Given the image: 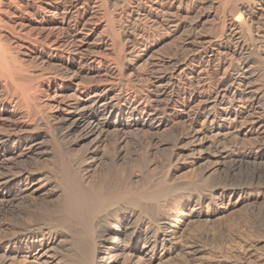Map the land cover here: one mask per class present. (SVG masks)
Segmentation results:
<instances>
[{
    "label": "bare ground",
    "instance_id": "1",
    "mask_svg": "<svg viewBox=\"0 0 264 264\" xmlns=\"http://www.w3.org/2000/svg\"><path fill=\"white\" fill-rule=\"evenodd\" d=\"M249 2L253 6H258L264 0ZM249 2L243 4L250 6ZM243 4H240L241 7L235 5L228 14L232 23L226 25L225 16L218 19V36L204 38L195 44L189 38L185 42L193 49L192 51L205 54L209 62L219 60L220 64L227 63L228 69L223 76L229 80L228 84L227 80L226 82L221 78L215 84L211 83L213 86L208 90H204L203 86L196 89L197 85L202 84L201 75L193 71L188 76L184 73L185 79L182 78L184 67L182 69L180 67L189 58L173 59L167 61L168 68L165 67L156 73L153 89L150 91L153 97H148L143 92L131 98L123 97L117 94L124 87L119 84V91L115 95H110V88L100 86L81 96L78 95L79 97L72 102L63 104L62 117L66 124V133L57 134L48 140L45 138L48 135L32 133L28 128L30 124L27 125L26 122L31 116L29 106L32 100L43 93H40L43 85L41 83L36 85V81L34 82L39 92L32 86L33 83L30 84L31 81L25 79L24 69L27 68L20 67V59L18 60L17 55L7 44H1L0 40V122L12 116L20 118L17 122L11 119L13 122L8 123L10 131H3L4 133L0 131V169L7 168V172H10L11 168L8 166L13 161L23 162L30 157L34 158L35 164L28 171L22 169L15 175L0 174V219L4 218L7 221L5 235L0 240V264H118V254L125 257L126 264H159L180 248L174 245L175 230L183 221L184 215H187L186 218H199L204 212L208 214L213 209L214 216L217 217L228 211L232 213L244 202L264 199V140L256 137L239 140L232 131L235 127V120L232 118L238 116L242 109L258 116L260 124L264 122V92L253 85L255 90L250 88L253 92L247 97L249 99L240 102L239 105L235 101L236 96L227 98L228 92L238 79L250 85L254 78L262 77L264 73V29L259 36L256 32L252 33L253 30L243 17ZM107 14L106 16L110 15ZM62 20L56 24L64 26ZM77 23L71 25V32L76 31ZM257 26L254 30L258 31ZM228 27L231 28L229 46L223 42L224 36L227 39ZM244 33L248 34V40L245 37L247 34L244 36ZM86 37L87 35L83 39ZM76 39L74 41H77ZM246 41L251 43L250 48H247ZM29 74L28 76H31ZM40 77L38 76V79ZM43 79L41 78L42 81L46 80ZM207 79L209 77L205 80ZM116 84L114 86H117ZM33 88L38 91L34 98ZM145 90L149 92L148 88ZM162 101L164 108L169 105L175 107V104L182 102L181 109L176 110V116L186 118L189 122L190 131L187 136L191 141L190 150L187 149L188 146L185 148L190 151L191 164L198 166L197 171L202 169L194 173L193 180L185 183L171 181L172 175L169 172L171 156H168V153V158L166 157L168 168L166 167L165 173L156 179L154 171L148 168L149 151L138 156L142 175L135 176L132 172L134 160L126 157L125 146H119L116 142L109 151L106 149L110 155L105 169L102 168L103 171L99 172L95 167L92 172H87L90 165H87L86 156L89 154L90 158L94 157L96 151L91 149L102 142L108 131L116 136L127 129L151 127L157 121V114L165 110L159 108L162 107ZM41 116L40 111L33 116V131L41 125L45 127L50 125ZM220 116L221 123L217 121ZM200 118H203L202 123H207L205 126L195 124V120ZM72 134H75L74 139L69 138ZM75 149H79L76 150L77 154L69 155ZM228 149L239 151L225 156L232 161L228 170L233 176L239 169L238 176L243 178L245 183L239 182L242 184L206 190L214 179V174L207 175L208 169L204 170L201 166L202 162L210 163L209 159L212 156L206 155V151L214 150L217 153L226 152ZM103 159L99 160V163L104 162ZM37 162H40L39 165ZM226 173L228 174V171ZM249 180L252 183H246ZM187 187H194L197 191L206 190V193L201 192L197 195L189 192ZM254 189L255 192L252 191ZM190 201L195 205L205 203L207 206L204 211L194 213L189 208Z\"/></svg>",
    "mask_w": 264,
    "mask_h": 264
},
{
    "label": "rangeland",
    "instance_id": "2",
    "mask_svg": "<svg viewBox=\"0 0 264 264\" xmlns=\"http://www.w3.org/2000/svg\"><path fill=\"white\" fill-rule=\"evenodd\" d=\"M80 1L82 2L81 4ZM80 1L0 0L1 44H7V46L12 49L17 55L18 60L20 59L21 62H19V65L22 69L27 68L24 69L26 70L25 79L29 82L31 81L30 84L33 83V87L36 88V85H40V83L43 85L40 89L41 92L36 88L40 93L43 92L42 94L38 95V91L35 88L32 89L33 98L37 95L39 97L32 100V104L29 106L31 116L26 122L27 125L30 124L28 128L32 133H40L39 135L41 136L48 135L45 137L46 140L57 134L61 135V133H66V124H64L63 121L64 113L62 112L63 104L72 102L77 97L95 87L101 86L106 89L110 88V95H115L116 92L119 91L118 85L120 84V86L124 87L121 89L122 91L120 90L117 94H121L123 97L131 98L134 97L135 94H142V92L148 97H153L154 95L150 91L153 89L152 86L154 85L156 73L159 71L161 72L165 67L168 68L167 65L169 64H167V61L173 59L189 58L188 61L180 67V69L184 67L182 69L184 70L182 78L185 79V74L188 76V74L193 71H195L197 75H201L203 79L202 84L197 85L196 89L199 86H203L204 90H208L221 78L222 80L224 78V81H226L227 79L223 74L228 69L227 63L220 64L219 60H215L211 63L207 60L205 54L192 51L193 49L185 42L186 39L189 38L190 41L195 44L204 38L214 37L215 35L218 36V19H220L221 16H225L226 25H228L229 22L232 23L228 14H230L233 7L235 5L241 7L240 4H243V2H249V0ZM249 5L250 6L243 4V17L246 18L245 20L249 28L253 30L252 33L256 32L257 36H259L263 33L262 30L264 29V26H262L264 23V20H262L264 19V2L258 6H253L249 2ZM16 6H19L18 9H16ZM104 12L110 15L107 14L108 16H106ZM61 19H63L62 21L64 23L62 27L56 24ZM86 22L88 24L91 23V25L89 24V26ZM75 23H77L75 27L76 31L71 32V25ZM256 26L259 28L258 31L254 30ZM230 30L231 28L228 27L226 31V35H228L227 39L225 36L223 39V42H225L227 46H229L231 42L229 39L231 36ZM246 34L247 33H244V36ZM86 35V39H83ZM245 37L248 40V34ZM75 39L77 41H74ZM6 40L8 42H6ZM246 42H248L246 44L247 48H250L251 43L249 41ZM78 45L80 47H78ZM80 57L83 58L81 59ZM29 73L31 76H28ZM38 76L41 77L38 79ZM208 77L209 79L205 80ZM41 78L42 80L45 78L47 81H42ZM35 81L36 85L34 84ZM227 81L228 84L229 80ZM263 81L264 73H262V77L257 79L254 78L250 85L244 84L238 79L236 84H239V86H236V84L233 85L227 94V98L236 96L238 101L237 99H235V101L239 105L240 102H245L249 99L247 97L251 95L256 87H258L256 89H260V91L264 92ZM115 84L117 86H114ZM141 88H144L143 91ZM146 88H148L149 92L145 90ZM250 88H252L253 91ZM33 92H35V94ZM239 98L241 100L244 99V101H239ZM163 101L161 103L162 107H159L160 109L164 108ZM179 103L181 104L182 102L180 101ZM180 104H175V107L169 105L164 108L165 110L163 113L157 114V121L152 124L151 127L127 129L122 131L123 133H118L116 136L111 131H108L105 136L106 138L104 137L100 144L91 149L96 151L93 154L94 157L90 158L89 154L86 156L87 165H90L88 166L89 170L87 169V172H92L95 167L98 168L99 172L105 169L108 162L107 158H109L110 155L107 152L116 142L119 146H125L124 155L134 160L132 172L135 173V176L136 174L137 176L142 175L140 174L141 163L138 162V156L149 151L148 156L150 158L148 157L147 164L149 170L154 171L156 179L160 178L167 170L166 161L168 156H171V171H169L172 175L171 181L174 183H185L193 180L194 173L202 169L197 171L198 166H193L189 159L190 151L188 150H190L189 146L191 144L189 136H187L190 131L189 122L186 118H179L176 116L178 109H181ZM39 111L44 118L41 117L46 119V123L50 125L48 127L41 125L40 128L33 131V116ZM254 115L255 114L242 109L241 113L238 115L239 117L236 116L234 119L232 118L233 121L235 120V127L232 131L237 138L239 137V140L241 138L254 139L255 137L264 140V122L260 124V119L258 116ZM12 117L6 118L3 122H0L1 132L10 131V129H8V123L13 122L12 120H14V122L20 121L19 116ZM201 119L203 120V118L195 120V124H203L205 126L207 123H202ZM221 119L222 116H220L217 121L219 122ZM74 137L75 134H72L71 137L69 136L70 139H74ZM187 146L189 148H187ZM171 147L174 148L172 149ZM175 147L177 148L175 149ZM154 148L158 149L155 150ZM76 150L79 151V149H75L70 152L69 155L77 154L78 151ZM104 151L107 154H105ZM153 151L155 152L153 153ZM237 152L239 151H232L229 149L226 150V152L217 151V153L214 150L206 151V155L210 154V157H212L209 159V164L208 162H202L201 166H203L202 168H204V170L208 169L209 172L207 175L209 173L212 175L214 174V179L209 183V188L207 187L206 190L215 187H227L228 185L233 186L245 183V180L238 176L239 169L235 171L233 176L232 173L230 174L231 171L228 170L232 161L230 158H225V156L229 155V153L235 154ZM103 157L106 158L103 159ZM101 159H103L104 162L99 163ZM39 163L40 162H37V165H39ZM34 165V158L31 157L24 159L23 162L15 160L8 166L11 168L9 169L10 172H7V168H2L0 169V174L15 175L19 170L26 169L28 171L30 168H33ZM135 167L138 170L135 169L137 172L134 170ZM227 171L228 174L226 173ZM246 183H252V181L249 180ZM187 190L191 193H197V195L201 192L206 193V190L197 191L194 187H187ZM252 191L255 192V189ZM247 203L244 202L234 209V212L232 211L234 215L230 213L231 211H228L227 213L215 217V210L213 209L210 210L211 212L209 211L208 214L204 212L199 218H186L187 215H184L183 221L175 230L174 245L178 246V248L180 247V251L177 249L172 256L169 257L170 259H164L159 264H264V199L257 202L248 201ZM202 204L203 205H195L193 201H190L189 208L190 210L192 209L191 211L194 213L201 210L204 211L207 205L205 203ZM177 212L176 215L179 213ZM236 212H238V214ZM195 215L196 214H194V216ZM0 220L1 240L6 232L7 221L4 218ZM187 253H189V255ZM117 261L118 264L127 263L125 257L120 254L117 255Z\"/></svg>",
    "mask_w": 264,
    "mask_h": 264
}]
</instances>
